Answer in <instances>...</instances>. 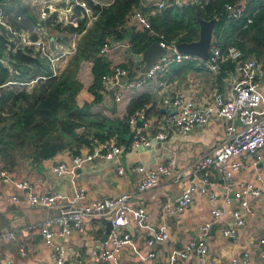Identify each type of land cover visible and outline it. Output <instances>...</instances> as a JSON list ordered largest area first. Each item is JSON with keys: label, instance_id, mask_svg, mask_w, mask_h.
Listing matches in <instances>:
<instances>
[{"label": "crops", "instance_id": "1", "mask_svg": "<svg viewBox=\"0 0 264 264\" xmlns=\"http://www.w3.org/2000/svg\"><path fill=\"white\" fill-rule=\"evenodd\" d=\"M76 1L81 0H4L2 4L0 2L2 15L12 28L13 24H22L24 20L30 26L14 29L28 36L31 41L43 42L45 54L38 45H33L39 52L41 64L38 67L43 73L47 72L51 76L61 74L69 66L76 51L75 49L74 52H70V46L75 38L77 47L81 33L64 29L66 26L74 27L77 24L76 18L69 17L72 9L66 17L64 13V9L69 5L74 7ZM170 8L171 6H166L158 9L148 4L141 7L140 11L151 26L152 17L157 16L160 21L161 13ZM86 16L87 21H90L86 26L97 18L89 7ZM122 27L121 39H116L113 35L105 37L112 49L100 55L109 65L110 71L107 74L112 73L117 67L126 68L128 74L113 84L109 91L101 90V101L92 103L94 96L89 91L93 81L92 61L82 59L70 65L75 72L74 78L81 84L75 95V104L78 107L91 103L89 113L101 114L112 119L122 118L127 113L131 99L148 95L150 97L148 107H152L149 117L154 119L156 126L170 110L171 101L176 94L194 99L201 107L212 103L217 94L223 97L229 94L235 72L221 65L223 61L229 59L228 56H220V68L215 72L203 69L196 60H181L171 63L166 71L146 78L145 73L138 69L140 65L137 64V54L131 51L130 38L132 30H148L133 14L125 20ZM258 58L264 60V54ZM257 81V89L264 99V74L258 75ZM36 83V79L12 80L2 87L11 90L24 88L30 91L29 89ZM117 95H120V100L116 99ZM140 121L137 119L131 127L135 129L142 126ZM228 123L227 120L214 116L207 123L196 125L188 132L171 130L162 141L151 138L147 146L130 145L121 151L117 159L94 157L75 168L73 173L60 176L51 168L57 163H70L72 155L67 149L48 159H36L33 157L35 147L32 143H26L27 147L22 150L26 157L22 158L20 167L17 168V162L15 167L7 166L3 160L4 167L10 172L11 178L26 179L37 195L51 193L58 195L59 198L50 208H37L29 203L25 191H20L18 202L12 199L17 192L12 181L0 184V261L11 258L14 264H54L50 250L45 246L38 229L39 224L46 219L58 217L61 213L80 208L95 199L127 192L131 195L128 202L131 219L129 224L118 227V232L127 238L125 246L119 253L122 264H196L193 251L187 249L185 243L189 239L197 238L196 224L212 220V210L216 208H220L222 214L214 219L206 238L207 264L230 263L234 258L246 259L249 264H264V257L260 254L258 244V238L264 233V187L260 196L248 198L253 206V213L241 211L244 224L234 237H225L219 230L222 222L230 220L239 208L235 202L224 201V185L230 184L229 194L232 195L238 187V182L254 179L258 174L264 176V161L254 165L245 154H241L237 159L241 161L242 166L230 178L222 175L215 167H209L207 179L210 184L201 180V172L195 173L192 170V162L196 156L207 153L223 141ZM233 124L241 126L239 119ZM99 144L101 142L97 141L94 147ZM172 158L180 173L177 181L161 176L158 186L145 190L137 188L141 178V174L136 171L138 165L154 168L159 162ZM118 163L124 167V175L116 172ZM190 181L197 184L191 205L183 212H172L171 208L176 198ZM77 186L84 189V197L70 206L68 199L74 197ZM202 187H205L204 190H201ZM210 194L214 195L213 199L210 198ZM137 207L145 209L146 220L142 223L134 218ZM111 217V212H86L82 215L83 233L55 238V242L64 244L68 264H88L91 251L100 247L103 242L102 235ZM55 227L54 225L53 228ZM163 231L167 233L165 238L161 236ZM20 249L25 251L23 255L20 254ZM150 253L154 254L150 256Z\"/></svg>", "mask_w": 264, "mask_h": 264}, {"label": "built area", "instance_id": "2", "mask_svg": "<svg viewBox=\"0 0 264 264\" xmlns=\"http://www.w3.org/2000/svg\"><path fill=\"white\" fill-rule=\"evenodd\" d=\"M114 0H105L100 2L101 6L108 5ZM208 0H137V8L133 12V16L148 30V34L155 38V41L163 48L171 49L170 54L161 55L145 72V77L150 78L157 73H162L168 69V66L181 60H196L200 67L206 70L215 72L220 68L219 58L221 56L220 47L216 44L213 38L210 46V54L207 60H201L196 55L189 53H179L175 50V42L167 41L163 33L152 29L149 22L141 13L140 8L145 5H152L158 9L171 6L175 8H183L187 5H204ZM250 0H239L236 3H225L224 18L226 22L236 20L242 17L246 11V5ZM75 4L81 5L85 12L88 7L83 1H76ZM72 9L69 5L64 9L66 14ZM256 11L252 12L247 17V22L252 21V17ZM214 18H217L214 15ZM218 19V18H217ZM90 21H88L89 23ZM0 26L8 40V49L3 56L4 62H13L9 57V51H15L21 45H38L40 50L45 54V48L42 41H31L28 36L15 30L2 15L0 7ZM76 35V34H74ZM76 49L75 38L72 40L70 52ZM112 49L109 40L106 38L99 47V54H106ZM228 55L235 63L234 76L231 81L230 92L226 97L217 94L212 103L205 107L198 105L197 101L192 98H187L183 94H176L170 104V110L163 116L159 124L155 126L154 119L145 116V110L140 109L134 112L129 117L130 124L135 123L137 119L142 121V126L135 128V136L131 145L147 146L152 139L162 141L166 139L171 130L180 132H188L196 125H202L211 120L212 117H220L227 120L229 123L225 127V136L223 141L215 146L207 153L196 156L192 162L193 172H201V180L204 183H209L208 168L215 167L222 175L227 178L232 177V174L239 170L242 163L237 156L245 154L249 161L254 165L264 161V99L257 89V76L264 74V60L254 56L243 57V53L235 46L228 47ZM128 74V70L123 67H117L112 73L103 74L101 77V90L109 91L111 86L119 81L122 77ZM11 81H7L0 86H6ZM140 82L137 81V84ZM117 100H120V95H117ZM236 119L240 120L241 126L237 127L233 123ZM125 149L114 143H101L94 147L92 152L84 151L81 154H75L70 157V163H57L52 166V171L60 176L65 173H73L74 169L82 166L84 163L92 160L97 156H104L109 159H114L119 156L121 151ZM116 172L119 175H124V167L118 163ZM136 171L141 174L137 188L145 190L156 187L160 184L161 176H166L171 181H177L180 173L176 168L174 159L164 160L159 162L154 168H145L142 165L136 167ZM12 181L17 192L12 196L15 202L19 201L20 191H25V195L29 203L37 208H50L57 199L58 195L51 193H43L37 195L26 179H13L10 172L4 167L3 159L0 155V184L2 182ZM197 184L193 181L186 186L180 195L176 198L172 212L180 213L185 211L193 201L194 191ZM264 187V176L256 175L254 179L238 182L237 189L229 194L230 184H225L224 201L235 202L239 208L234 212L230 220H224L220 225V233L225 237H234L239 228L244 224V216L241 211L253 213V206L249 202V197L256 198L261 195V189ZM202 187L201 190H204ZM84 197V189L77 186L74 197L68 199L69 205ZM130 193L122 192L105 198H99L87 203L86 205L75 208V210L61 213L58 217H52L44 220L39 224V231L43 237L45 246L50 250L54 264H68L66 262L65 246L61 242H55L56 237H65L72 234H81L84 231V223L82 215L90 211L111 212L110 219L113 229L109 232L107 238L102 242L100 247L91 251L88 264H122L119 253L127 242L126 236L118 232V227L125 226L130 222L128 210V202ZM213 199L214 195L210 194ZM221 209L212 210V220L204 221L196 224L198 232L197 238L189 239L185 243V247L193 251V256L196 264H207L208 245L206 238L209 235L214 219L221 216ZM135 220L144 222L146 213L143 207H137L134 214ZM56 226L53 228V226ZM161 236L165 238L167 233L163 231ZM260 246V254L264 257V233L258 238ZM20 254L25 251L20 249ZM154 253H150L152 256ZM0 264H14L11 258L5 259ZM224 264H249L246 259L234 258L230 263Z\"/></svg>", "mask_w": 264, "mask_h": 264}, {"label": "trees", "instance_id": "3", "mask_svg": "<svg viewBox=\"0 0 264 264\" xmlns=\"http://www.w3.org/2000/svg\"><path fill=\"white\" fill-rule=\"evenodd\" d=\"M3 1L0 0L1 4ZM81 1L97 18L86 26L88 21L85 9L78 4L72 7L69 17L76 18L77 24L64 29L81 33V38L69 66L59 76H51L39 69V52L33 45H21L13 52L9 51L13 62H4L3 56L9 43L0 26V84L9 80L36 79L38 82L30 91L0 87V155L8 160V165H13V158L23 142L33 144V157L36 159L51 158L65 149L71 155L81 154L84 149L92 152L97 141L128 148L136 134L129 117L140 109L145 110V116H150L152 107H148V95L131 99L126 115L114 119L89 113L91 103L81 107L75 104V95L81 84L74 78L75 72L70 65L82 59L92 61L93 81L89 91L94 96L92 103L100 102L101 77L110 70L107 61L98 52L99 47L106 36L113 35L116 39L123 37L122 26L137 8V0H114L105 6L100 5L105 0ZM238 1L208 0L204 5L191 4L181 9L171 7L161 13L162 20L159 21L157 16L152 17L151 27L163 33L169 42L191 41L198 37L197 17L211 19L216 15L218 22L214 32L215 42L220 47L221 57L229 58L221 65L234 70L235 63L228 55L229 46L240 49L243 57L258 58L264 54V0H250L242 17L226 22L223 13L225 3ZM254 11L256 14L252 21L246 23L247 17ZM21 26L28 27L30 24L24 20L22 24H13L14 28ZM154 39L146 30H132L131 51L141 53ZM8 64L10 67L6 66ZM13 137L19 138V143H12Z\"/></svg>", "mask_w": 264, "mask_h": 264}, {"label": "water", "instance_id": "4", "mask_svg": "<svg viewBox=\"0 0 264 264\" xmlns=\"http://www.w3.org/2000/svg\"><path fill=\"white\" fill-rule=\"evenodd\" d=\"M198 20V37L191 41H179L175 44V50L179 53H189L196 55L201 60H207L210 54V46L213 41L215 27L218 19H203L197 17ZM171 49L161 47L157 41H152L141 53L137 54L136 60L141 73L148 71L150 66L163 54H170ZM142 61V62H140ZM137 81V79L135 80ZM164 109L162 108L161 111ZM142 125V121H140ZM68 182L70 177L68 176ZM113 229L111 221H107L105 230L102 235V241H104L109 232Z\"/></svg>", "mask_w": 264, "mask_h": 264}, {"label": "rangeland", "instance_id": "5", "mask_svg": "<svg viewBox=\"0 0 264 264\" xmlns=\"http://www.w3.org/2000/svg\"><path fill=\"white\" fill-rule=\"evenodd\" d=\"M175 11V10H174ZM56 74V73H55ZM60 74L59 73H57L56 74V76H59ZM46 77H44V79H45ZM38 83V82H37ZM36 83V84H37ZM29 90H31V88L29 89ZM4 111H7V109H5ZM6 120V119H5ZM7 121V120H6ZM6 123V122H5ZM19 138H16V137H13V142L12 143H14V144H17V143H19ZM26 148L27 146H26V142H23L22 144H20V146H19V148H18V150H17V152H16V154H15V156H14V158H13V165H14V167H15V164H16V162H17V164H18V166H17V168L18 167H20V163H21V160H22V158H25L26 156H24L23 155V153H22V150H23V148ZM4 160V162H5V164H7L8 165V160L7 159H3ZM13 165H12V167H13ZM9 166V165H8ZM23 168L25 169V167H24V165H23Z\"/></svg>", "mask_w": 264, "mask_h": 264}]
</instances>
